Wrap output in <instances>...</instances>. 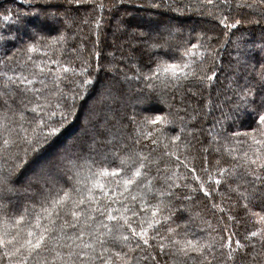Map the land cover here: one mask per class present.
Returning <instances> with one entry per match:
<instances>
[{"label": "snow or ice", "instance_id": "snow-or-ice-1", "mask_svg": "<svg viewBox=\"0 0 264 264\" xmlns=\"http://www.w3.org/2000/svg\"><path fill=\"white\" fill-rule=\"evenodd\" d=\"M89 5V14L77 24L78 17L72 13ZM262 6L264 0H197L195 4L196 10L201 11L202 15L214 17L225 29L234 30L243 24H254L264 33ZM28 7H32L37 16L45 19L61 18L66 28L75 25L80 30V25L86 24L99 29L104 21V11H112L116 4L113 2L106 5L103 0H67V6L43 3L39 8L32 4ZM61 7H64L63 12L59 11ZM136 7H163L175 12L181 11L176 0L164 4L159 0H137ZM183 7L188 11L193 10L191 2ZM243 9L257 12L260 18L249 20L239 16L232 17L233 11L239 13ZM92 13H96L94 19H91ZM26 15L29 14L17 12L14 16L11 11H7L0 19L20 23L22 16ZM124 15L129 13L125 12ZM177 31L169 29L163 42H157L160 39L157 35L152 38L151 43L148 39L143 43L152 49H173L172 42L176 41ZM96 35V43H99V33ZM140 35L146 34L141 32ZM224 36L230 39L231 32L225 31ZM193 39L195 43H192ZM45 40L44 36L33 29L31 41L26 42L24 49L18 50L24 52L26 61L31 63L20 62L17 65L19 70L13 71L11 75L7 71L0 72V77L4 78V91L0 93L4 97L2 103L7 106L10 101H14L20 105L18 108L9 107L0 115V135L4 137L0 150L8 152L11 146H15V159H20V152L27 157L42 142L60 132L62 122L67 119L81 92L94 86L96 70L107 68L109 71H116V66L100 63L93 69L91 55L83 57L82 52L76 55L80 62L79 68L72 66V62H62L59 58L34 61L31 53L39 52L41 45L49 50L55 47L63 55L64 33L50 38L48 42ZM212 41L213 36L204 32L195 37L189 33L188 38L175 43L173 50L180 52L179 60L157 58L146 72L135 64L132 66L135 68L134 76L124 72L123 80H143L145 88L149 90L148 95L141 94L137 101L147 106L143 110L144 114L138 119L139 114L133 112L129 117L139 136L151 137L153 132L161 131L160 126L172 123L167 115L159 114L152 107V93L175 89L183 82L191 81L210 87L219 76L218 63L222 57L217 48L212 47ZM233 43L235 73L224 89L225 93L231 94L224 95L223 101L216 104V107L222 108L228 103L231 104L232 111L246 110L252 116L255 126L249 125L244 131L231 132L225 138L223 151L232 157L230 167H220L221 160H217L214 171H209L207 167L200 170L207 174V179L202 178L194 166L191 167L192 180L198 187L178 183L180 177L176 173L164 176L163 186L157 187L148 172V165L154 161L143 152L134 151L121 157L119 166L116 167L108 162L107 155H102L99 162L87 159L82 165L74 160H67L66 164L73 174L68 177V186L65 187L63 184L58 186L51 179L50 173L57 164L50 162L41 166L34 177L38 185V199L31 203L25 202L23 206L3 202L4 194L15 189L7 177H0V264H255L257 256L264 257V63L259 68L254 63H249L250 49L256 48L264 52V39L260 44H249L242 34ZM93 47L95 48V44ZM83 48L84 45L81 44L80 49ZM72 52L77 53L78 50L74 48ZM100 55V52H95L96 57ZM15 61L16 55H11L0 63ZM49 64L55 65V68H49ZM69 73L74 77L71 81L72 89L64 92L61 90V81L68 80ZM40 76L44 78L38 80ZM77 76L79 79L75 78ZM241 78L243 83H240ZM34 81L40 87L33 86ZM52 86H55V92L51 91ZM28 93H31V97ZM219 95L218 92L217 96ZM17 96L20 97L19 101H15ZM52 96L70 97L73 104L69 105L65 100L63 106L56 103L55 110H50ZM257 96L259 99H256ZM99 97L103 102H117L122 98L119 89L112 82L101 86ZM214 103L209 95L206 106L211 107ZM28 105H31V112L35 115L27 120L29 127L25 128L24 109ZM57 112L60 114L59 122L56 120ZM222 117L230 118L224 113ZM216 123L219 124L220 121ZM149 128L152 131H148ZM180 139V135L171 137L174 142ZM213 139L218 140L220 136ZM230 140H234L235 145L241 146L243 150L237 152L229 144ZM151 142L155 145L158 141L154 139ZM136 143L139 144L140 140L137 139ZM203 151L207 152L208 149ZM216 151L220 152L221 149L217 148ZM164 155L176 153L167 152ZM176 159L179 161L180 157L176 156ZM203 163L208 164L206 156ZM185 167H188L187 163ZM225 179L236 181L235 185L229 184V190L236 193L238 198L232 203L244 210L250 223L258 226L247 231L241 239L236 231L223 223L222 218L216 228H213L208 220L197 213L196 217L204 227L197 226L196 231L192 230L195 221L191 216L177 222L180 216L173 202L179 204L180 212H183L186 210L184 202L193 199V195L179 194L181 188L188 189L192 194L199 191L211 199L213 192L218 189L210 188V182L214 181L219 186ZM211 208L222 213L226 211L215 202L211 203ZM227 219L235 224L240 223L232 214ZM217 236L219 240L216 239ZM257 243L260 245V252L255 250ZM249 247L253 249L250 253ZM245 257L251 259L245 260ZM261 264H264V260H261Z\"/></svg>", "mask_w": 264, "mask_h": 264}, {"label": "trees", "instance_id": "trees-1", "mask_svg": "<svg viewBox=\"0 0 264 264\" xmlns=\"http://www.w3.org/2000/svg\"><path fill=\"white\" fill-rule=\"evenodd\" d=\"M103 2L106 5L115 2L116 8L112 11H104V21L101 27L96 29L92 24H86L80 25V30H78L75 25L66 28L61 18L45 19L43 16H37L34 14V9L28 7L29 4H32L39 8L43 3L53 5L60 3L67 6V0H0V18L7 14V11H11L14 16L17 12L29 14L22 16L20 23L4 22L0 19V37L5 38L0 39V61H6L7 56L16 55L14 63H0V72L7 71L11 75L13 71L19 70L17 65L20 62L31 63L26 61L25 53L18 52V50L24 49L26 42L31 41L33 29L46 38L45 42L60 35V33L65 35L62 56L55 47L49 50L41 45L39 52L31 53L34 61L59 58L62 62H72V66L79 68L80 62L76 59V55L82 52L83 57L91 55L90 63L93 69L97 63L116 66L114 72L107 68L95 71L94 86H90L81 92L67 115V119L62 122L63 126L60 132L54 137L48 138L46 142H42L36 151L30 152L27 157H24L23 153L20 152V159H15L13 157V153H16L15 146H11L8 152L0 150V177H7L15 189L13 192L4 194V203L23 206L25 202L31 203L38 199V185L34 179L38 173L36 170L38 166L41 168L50 162H56L57 167L50 173V177L57 182L58 186L63 184L67 187L68 177L73 174L66 164L67 160H74L77 164L82 165L87 159L99 162L102 155H107L108 162L116 167L119 166L121 157L134 151L143 152L154 161L148 165V172L153 178L155 186H163V177L176 173L180 177L178 183H188L193 187H198L196 182L192 180L191 167L194 166L204 179H207V174L200 172V170L207 167L209 171H214L217 167V160H221L220 167H230L233 163L232 157L223 151L225 138L231 132L244 131L249 125L255 126L252 116L246 110L235 112L231 110V104L225 103L222 108L216 107V104L223 101L224 95L231 94L230 92L225 93L224 89L235 73L234 60L232 59L235 56L233 41L243 34L245 41L249 44H260L264 39V33L260 27L254 24H243L234 30L225 29L214 17L202 15L201 11L196 10L197 0H176V3L181 6L180 12L163 7L159 9L137 8V0H103ZM159 2L164 4L170 0H159ZM189 2L193 4L192 11L183 7ZM90 7V5L89 7H82L72 13L78 17L77 24L89 14ZM59 11L63 12L64 7H61ZM125 12L129 15H124ZM95 15L96 13H92L91 19H94ZM237 16L249 20L260 18L257 12L249 9H243L239 13L233 11L232 17ZM190 23L197 25L192 26ZM151 27L158 28V31L150 30ZM118 28L119 30H117ZM169 29L178 30L176 41L188 38L189 33L193 37L201 32L213 36L212 47L217 48L222 57L218 63L219 76L210 87L191 81L183 82L175 89L157 90V92L152 93V107L157 109L159 114L167 115L172 123L160 126V132H153L151 137L145 138L137 134L135 125L131 123L129 117L133 112L139 114L138 119L140 115L144 114L143 110L147 106L141 105L137 101L141 94L148 95L149 90L145 88L143 80L125 81L123 75L124 72H127L129 76H134L135 68L132 67L134 64L139 65L141 71L146 72L157 58L179 60L180 52L173 50L176 41L172 42L173 49H152L143 43L145 39L151 43L152 38L157 35L160 38L157 42H163ZM225 31L231 32L230 39L225 38ZM97 32L99 33V43H96ZM141 32L146 35L141 36ZM195 42L193 39L192 43ZM81 44L84 45L82 50L80 49ZM94 44L95 48L93 47ZM220 45L223 47H218ZM74 48L78 50L77 53L72 52ZM95 52H100V57H96ZM250 52L249 63H254L259 68L260 64L264 63V59H262L264 52L256 48L250 49ZM109 53L112 55L110 56ZM48 67L54 69L55 65L49 64ZM43 78L40 76L37 79ZM73 78V74L69 73L68 80L61 81L62 91L68 92L72 89L71 81ZM75 78L79 79L78 76ZM106 82L114 83L119 89L122 97L119 101L103 102L100 99L99 88ZM240 83H243L242 78ZM3 85L4 78L0 77V93L4 91ZM33 86L40 87V84L34 81ZM51 91H56L55 86L51 87ZM218 92L220 93L219 97L217 96ZM27 95L31 97V93ZM209 95L215 101L211 107L206 106ZM3 99L4 97L0 96V115L9 107H20L14 101H10L9 105L6 106L2 103ZM19 99V96L15 97V101H19ZM256 99H259V96ZM65 100L69 105L73 104L70 97L52 96V108L50 110H55L56 103H61L63 106ZM63 110L68 111V109ZM24 111L26 121L23 127L28 128L27 120H31L35 114L31 112V105H28ZM222 113L230 118L224 119ZM9 116H11V112H9ZM59 117L60 114L57 112L56 120L58 122ZM217 121L220 123L217 124ZM147 130L152 131L151 128ZM20 134L23 135V133ZM176 135H180L181 139L174 142L171 137ZM215 136H220V139L214 140L213 137ZM3 138L0 135V144H2ZM137 139L140 140L139 144L136 143ZM154 139L158 141L155 145L151 142ZM67 143L68 147L63 151L61 146ZM229 144L237 152L243 150L241 146L235 145L234 140H230ZM217 148H220L221 151L217 152ZM204 149H208V151L205 152ZM167 152H175L176 155H164ZM176 156L180 157L179 161ZM205 156L208 159L207 165L203 163ZM185 163L188 164V167H185ZM235 183L236 181L233 179H225L219 186L214 181L210 182V188L218 189V191L213 192L211 199L206 198L199 191L192 194L188 189L181 188L179 194L193 195V199L184 202L186 210L183 212H180L179 204L173 202V206L177 208L180 216L177 222H181V219L187 220L191 216L195 221L192 230L196 231L197 226L204 227L196 217L197 213L208 220L213 228H216L217 224L220 223V218H222L223 223L229 225L232 230L239 234V238L243 239L247 231L253 230L258 225L250 223L244 214V210L232 203L238 198L236 193L229 190V184L235 185ZM15 197L19 200H15ZM213 202L219 204L226 211L222 213L212 209L211 203ZM229 214L235 215L240 223L235 224L229 221L227 219ZM216 239L219 240V237L217 236ZM252 250L251 247L248 248L249 253ZM255 250L260 252L259 243H257ZM249 259L251 257H245V260ZM261 260H264V257L257 256L255 264H261Z\"/></svg>", "mask_w": 264, "mask_h": 264}, {"label": "rangeland", "instance_id": "rangeland-1", "mask_svg": "<svg viewBox=\"0 0 264 264\" xmlns=\"http://www.w3.org/2000/svg\"><path fill=\"white\" fill-rule=\"evenodd\" d=\"M190 24H192V26L194 25L193 23H190ZM195 25H197V24H195ZM195 25H194V26H195ZM146 29H147V28H146ZM157 29H158V28L155 29L154 27H151V28H150V30H152V31H156ZM157 31H158V30H157ZM100 89H101V86H100V88H99V92H100ZM67 141H68V139H67ZM61 147H62L63 151L66 150L67 147H68V143H67V144H63ZM46 159H47V158H46ZM48 159H49V158H48ZM48 159H47V160H48ZM47 160H45V161H47ZM36 170L39 172V170H40V166H38V167L36 168ZM37 171H35V172H37ZM60 178H61V177H60ZM14 199H15V200H19L17 197H15Z\"/></svg>", "mask_w": 264, "mask_h": 264}]
</instances>
